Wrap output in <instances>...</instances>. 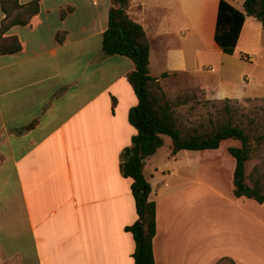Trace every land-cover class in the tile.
I'll return each mask as SVG.
<instances>
[{"label":"crops","instance_id":"0c3cea01","mask_svg":"<svg viewBox=\"0 0 264 264\" xmlns=\"http://www.w3.org/2000/svg\"><path fill=\"white\" fill-rule=\"evenodd\" d=\"M39 1L31 25L7 33L19 38L22 51L0 55V264H135V241L126 229L138 215L120 161L137 135L129 121L139 104L129 81L136 65L103 53L112 0H90L87 9L72 0ZM220 1L130 0L128 13L150 40V73L167 93L202 90L213 100L258 99L224 81L201 82L208 58L228 57L215 42ZM227 1L244 11L245 0ZM64 7L73 12L62 19ZM4 19L0 4V27ZM257 22L246 19L238 45L246 27ZM175 30L183 37L179 46L172 40ZM59 33H66L64 43ZM225 142L215 151H181L175 163L181 156L218 160ZM239 147L224 149L222 157L233 160L227 184L210 183L213 222L202 161H191L198 176L193 184L185 175L189 164L179 173L171 170L174 185L161 175L164 169L151 168L158 152L146 162L150 201L157 206L156 264H264V204L234 195L236 161L228 149Z\"/></svg>","mask_w":264,"mask_h":264},{"label":"trees","instance_id":"16d2710c","mask_svg":"<svg viewBox=\"0 0 264 264\" xmlns=\"http://www.w3.org/2000/svg\"><path fill=\"white\" fill-rule=\"evenodd\" d=\"M5 19L0 27V55L17 54L22 44L17 37L7 33L14 26H29L40 12V1L21 5L19 0H0ZM130 0H112L108 30L103 35V53L107 57L123 56L131 59L136 69L129 81L139 100L129 116L137 135L132 146L121 155L120 171L132 181V193L136 203L138 220L127 228L135 241L133 255L135 264H156L153 243L157 233V206L150 201L151 184L144 176L146 162L164 145V137L172 141L171 156L181 151H215L222 143L233 140L239 148H229V155L236 161L234 172V195L264 204V171L256 165L249 172L255 146L252 134L233 122L232 116L225 120H209L198 128L186 129L176 115L181 104L171 99L158 78L150 73L151 44L142 25L128 13ZM244 11L227 0H221L217 17L215 42L227 55H233L247 18H253L264 27V0H245ZM73 12L68 7L61 10V18ZM66 33H59L57 40L64 43ZM164 74L162 78H167ZM228 109V108H227ZM230 113V109L227 110ZM231 115V114H230ZM262 139V138H261ZM260 139V140H261ZM218 264H235L223 259Z\"/></svg>","mask_w":264,"mask_h":264},{"label":"rangeland","instance_id":"374dc122","mask_svg":"<svg viewBox=\"0 0 264 264\" xmlns=\"http://www.w3.org/2000/svg\"><path fill=\"white\" fill-rule=\"evenodd\" d=\"M77 3L81 9H87L90 5V0H72ZM236 4L239 0H236ZM63 10L67 11L64 7ZM165 15H171V12L166 11ZM254 22V21H251ZM256 26L249 24L245 29V33L240 44L236 48L233 55H228L226 62H220L214 57L208 58L202 67L200 73L201 82L212 86L224 81L234 91H243L246 97L258 98L250 100H234L223 99L213 100L207 91L202 90H172L168 93L169 97L175 101L181 102L176 108V115L183 123L186 129L198 128L203 124H207L209 120L218 121L228 119L230 116L233 122L239 126L246 128L253 138L255 152L253 160L249 165V172L256 166H262L264 171V27L261 23H255ZM182 34L175 30L172 40L176 46L182 43ZM183 47V46H182ZM184 48V47H183ZM215 69L216 72L211 70ZM244 84H248L245 86ZM174 92V93H173ZM230 109V113L227 111ZM231 114V115H230ZM262 138V139H261ZM261 139V140H260ZM170 140L159 149L151 163V168L164 169V174L168 177V182L174 185L175 179L169 177V172L174 170L176 173L181 172L188 164L191 167L190 171L185 168L187 183L197 181V172L194 171L193 162L197 159L196 164L201 162L202 181L209 183L208 187V219L214 221L216 207L212 202L216 199L211 193L210 183L214 181L226 183V172L229 171V161H233L228 157H222L224 149L227 147H239L237 141H227L222 146L218 156L220 159L211 161L210 158H192L180 157V164H176V159L171 156ZM209 157V156H208ZM150 170V169H149ZM206 170V173L204 172ZM206 174V175H205ZM215 178H217L215 180Z\"/></svg>","mask_w":264,"mask_h":264},{"label":"built area","instance_id":"2783aa9c","mask_svg":"<svg viewBox=\"0 0 264 264\" xmlns=\"http://www.w3.org/2000/svg\"><path fill=\"white\" fill-rule=\"evenodd\" d=\"M211 71H212V72H215V70H213V69H212Z\"/></svg>","mask_w":264,"mask_h":264}]
</instances>
